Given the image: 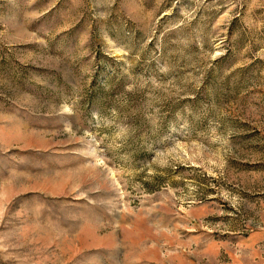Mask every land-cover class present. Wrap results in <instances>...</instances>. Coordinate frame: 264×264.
Returning a JSON list of instances; mask_svg holds the SVG:
<instances>
[{"label": "rangeland", "instance_id": "1", "mask_svg": "<svg viewBox=\"0 0 264 264\" xmlns=\"http://www.w3.org/2000/svg\"><path fill=\"white\" fill-rule=\"evenodd\" d=\"M0 264H264V0H0Z\"/></svg>", "mask_w": 264, "mask_h": 264}]
</instances>
